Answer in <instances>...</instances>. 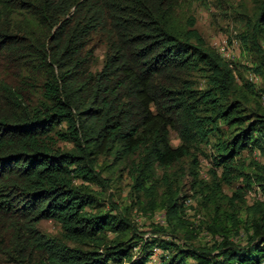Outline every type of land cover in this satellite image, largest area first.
<instances>
[{
	"label": "trees",
	"instance_id": "16d2710c",
	"mask_svg": "<svg viewBox=\"0 0 264 264\" xmlns=\"http://www.w3.org/2000/svg\"><path fill=\"white\" fill-rule=\"evenodd\" d=\"M193 3L0 0V66L16 82L0 73V264H149L156 245L161 264H264V201L248 205L242 190H223L242 177L264 194V164L241 157L264 152V85L239 80L190 27ZM247 17L243 51L264 78V0ZM202 157L212 182L198 202L215 239L196 245L191 194L178 176L187 170L195 187ZM99 160L112 174L128 172L130 196L165 210L167 228L157 231L183 245L148 243L129 212L88 210L100 199L89 184L103 182ZM43 220L59 222L63 237L42 232Z\"/></svg>",
	"mask_w": 264,
	"mask_h": 264
},
{
	"label": "rangeland",
	"instance_id": "374dc122",
	"mask_svg": "<svg viewBox=\"0 0 264 264\" xmlns=\"http://www.w3.org/2000/svg\"><path fill=\"white\" fill-rule=\"evenodd\" d=\"M254 0H194L192 7L186 10L184 13V19L190 25V27L198 30L202 37L213 46L226 60L230 62L235 69L237 78L240 80V73H243L245 78L254 83L258 88L264 85V78L250 70L252 63L247 54H244L240 33L245 28V22L247 15L252 11ZM247 9V12H246ZM246 12V13H245ZM104 48L100 47L96 50V55L99 57V63L94 67H101ZM0 73L3 79L13 82L15 84V72L13 69H8L4 63H1ZM36 94L33 92L32 95ZM34 100L38 98V95L33 96ZM264 105V97L261 98ZM172 143L177 146L180 140L177 138L175 132L171 133ZM56 146L61 148H71V144L63 142L60 139L56 140ZM241 157L247 160V162L256 161L260 164H264V152L259 149L253 151L245 150L241 153ZM103 161L99 160V164L94 167L98 172L103 182L101 184L89 183L93 188L98 190L100 199L96 205V209L88 208V210L99 211L102 210L111 215L119 216L129 212V218L134 223L138 235L143 237L144 240H148V243L154 244L152 240L155 237H159L166 240H174L175 242L183 243L180 239H175L167 233L157 231L160 227L167 228L166 212L161 208L154 210L150 209L149 198L146 195H142L143 203L135 201L136 197L130 196L131 179L125 170L112 174L108 170L103 169L101 165ZM185 168V167H184ZM183 168V169H184ZM212 164L209 159L202 157L200 165V177L199 183L196 182L195 187L190 189L192 177H190L185 170L182 176H178V180L186 191H188L190 198L186 201L185 210L186 217L189 221L194 223L193 230L196 237L193 239V243L206 244L213 243L214 239L206 229L207 215L198 202V197L203 187L209 185L212 182ZM159 175L162 174V169L159 171ZM221 173V171H220ZM194 185V183H193ZM257 186H246L245 180L240 178L232 179L231 183H224L223 190L230 196L234 195L235 190H242L244 198L248 205L253 204L259 198L260 191L255 189ZM161 192L163 189L160 190ZM197 196V197H196ZM241 204V203H240ZM39 229L53 237L62 238V227L59 222L55 220H43L39 223ZM196 228V229H195ZM181 236L185 233L184 230L180 231ZM111 236L113 234L110 233ZM192 236H195L194 234ZM185 237V236H184ZM188 238V237H185ZM245 234H241L240 240L244 241ZM69 245L75 246L76 242L68 241ZM156 245V244H154ZM183 245V244H182ZM137 250L135 253L137 254ZM154 254L152 255L149 264H161V256L164 253L163 249L157 245L153 248Z\"/></svg>",
	"mask_w": 264,
	"mask_h": 264
},
{
	"label": "built area",
	"instance_id": "2783aa9c",
	"mask_svg": "<svg viewBox=\"0 0 264 264\" xmlns=\"http://www.w3.org/2000/svg\"><path fill=\"white\" fill-rule=\"evenodd\" d=\"M256 188H257V190L260 191V194L258 195V196H259L258 200L264 201V194H263V192H262L260 186L255 187V189H256Z\"/></svg>",
	"mask_w": 264,
	"mask_h": 264
}]
</instances>
